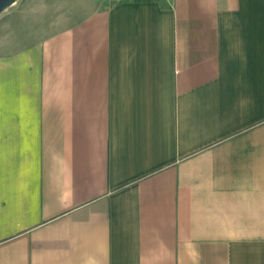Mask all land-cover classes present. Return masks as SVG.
<instances>
[{"label": "crops", "instance_id": "0c3cea01", "mask_svg": "<svg viewBox=\"0 0 264 264\" xmlns=\"http://www.w3.org/2000/svg\"><path fill=\"white\" fill-rule=\"evenodd\" d=\"M0 264H264V0L122 1L0 57Z\"/></svg>", "mask_w": 264, "mask_h": 264}, {"label": "rangeland", "instance_id": "374dc122", "mask_svg": "<svg viewBox=\"0 0 264 264\" xmlns=\"http://www.w3.org/2000/svg\"><path fill=\"white\" fill-rule=\"evenodd\" d=\"M122 1L139 0H20L0 16V57L32 47Z\"/></svg>", "mask_w": 264, "mask_h": 264}, {"label": "water", "instance_id": "95a60500", "mask_svg": "<svg viewBox=\"0 0 264 264\" xmlns=\"http://www.w3.org/2000/svg\"><path fill=\"white\" fill-rule=\"evenodd\" d=\"M20 0H0V16Z\"/></svg>", "mask_w": 264, "mask_h": 264}]
</instances>
